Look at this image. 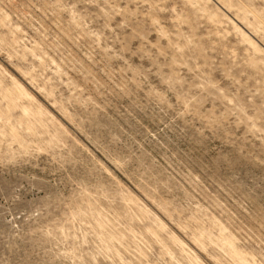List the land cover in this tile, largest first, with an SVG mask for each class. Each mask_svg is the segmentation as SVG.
<instances>
[{
	"label": "rangeland",
	"instance_id": "374dc122",
	"mask_svg": "<svg viewBox=\"0 0 264 264\" xmlns=\"http://www.w3.org/2000/svg\"><path fill=\"white\" fill-rule=\"evenodd\" d=\"M13 79L61 141L0 98V264H264V0H0Z\"/></svg>",
	"mask_w": 264,
	"mask_h": 264
},
{
	"label": "bare ground",
	"instance_id": "6f19581e",
	"mask_svg": "<svg viewBox=\"0 0 264 264\" xmlns=\"http://www.w3.org/2000/svg\"><path fill=\"white\" fill-rule=\"evenodd\" d=\"M246 37V36H245ZM244 37V38H245ZM30 95L26 91V89L19 84L18 81L13 79L11 87H5L2 82H0V98L6 103L8 108H21L22 115L25 117L32 116V120L28 121L24 125V131L26 134L36 137L38 140V148L40 150H47V149H53L60 141H61V132H60V126H58L56 120L54 118L51 119V127H52V134L50 135L49 139H45L41 137L47 132L48 126H46L43 123V118L41 114H32V111L28 109L27 107H24L20 101H22L24 98H28ZM1 135H4L3 131H0ZM8 135L10 138L17 143L22 148L25 147L24 143H22L23 137L21 136V133H19L17 130H15L13 127L9 128ZM129 201L133 202L136 206L137 210L143 214L145 217L149 218L152 223L155 225L156 228L162 229L163 224L155 217H153L148 210H146L145 207H142L137 204V202L129 198ZM164 210H167L163 208ZM95 213L97 216V226H96V232L101 238V241L104 244H108L109 240L113 239V235L108 238L106 231H105V215L101 210L95 209ZM79 216H81L80 213H78ZM149 234H152V232H149ZM117 239V237H116ZM194 243L199 247H204L207 243H213L218 246H221L228 255L230 256L231 260L234 264H242L244 262H247L250 264L246 256L244 255L243 251L239 250L236 244L234 243V240L230 238L229 236H221L220 239L213 240L209 233L203 232L199 234L198 236L194 237Z\"/></svg>",
	"mask_w": 264,
	"mask_h": 264
}]
</instances>
